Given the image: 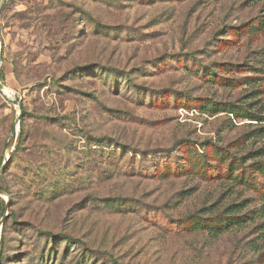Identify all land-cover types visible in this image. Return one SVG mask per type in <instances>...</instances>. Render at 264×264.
<instances>
[{"label":"rangeland","instance_id":"1","mask_svg":"<svg viewBox=\"0 0 264 264\" xmlns=\"http://www.w3.org/2000/svg\"><path fill=\"white\" fill-rule=\"evenodd\" d=\"M263 22L264 0H8L2 264H264Z\"/></svg>","mask_w":264,"mask_h":264},{"label":"water","instance_id":"2","mask_svg":"<svg viewBox=\"0 0 264 264\" xmlns=\"http://www.w3.org/2000/svg\"><path fill=\"white\" fill-rule=\"evenodd\" d=\"M8 0H2V2L0 3V18H1V13L4 9V6L6 5ZM2 64H3V53H2V44H1V31H0V73H1V68H2ZM6 90V87L5 85H3L0 81V91L4 93V91ZM7 101L13 103L15 106H17L19 108V110L22 109V105L19 101H16V100H13L7 96H5ZM20 117H21V114L19 115V119L17 121V124H18V127H16V129L14 130L13 132V135H12V138H11V141L9 142L8 144V147H7V153H6V159H5V162L0 170V178L1 176L3 175L9 161H10V158H11V153L14 151L15 149V146H16V142L18 140V137H19V125H20ZM0 195L1 196H5L8 198V201L6 203V211L9 209V206H10V199H9V196L8 194L3 191L1 188H0ZM7 218V215H4L3 216V219L1 220L0 222V227L3 226L5 220ZM1 237H2V231L0 229V242H1Z\"/></svg>","mask_w":264,"mask_h":264},{"label":"trees","instance_id":"3","mask_svg":"<svg viewBox=\"0 0 264 264\" xmlns=\"http://www.w3.org/2000/svg\"><path fill=\"white\" fill-rule=\"evenodd\" d=\"M263 25H264V22H263ZM22 130H23V129H22ZM22 135H23V133H22V131H21L20 136H19V141L22 139ZM19 146H20V145H19ZM17 148H19V147H17ZM0 188H1V187H0ZM234 211L236 212V210H234ZM3 252H4V238L1 237L0 264L3 263V258H4V254H3ZM114 264H119V263L115 261Z\"/></svg>","mask_w":264,"mask_h":264},{"label":"bare ground","instance_id":"4","mask_svg":"<svg viewBox=\"0 0 264 264\" xmlns=\"http://www.w3.org/2000/svg\"><path fill=\"white\" fill-rule=\"evenodd\" d=\"M9 91H10V90L6 89V90L4 91V95L7 96V97H9L10 94H11ZM9 98H11V97H9Z\"/></svg>","mask_w":264,"mask_h":264}]
</instances>
